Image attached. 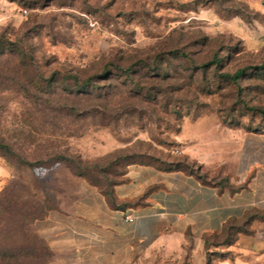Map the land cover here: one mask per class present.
Returning a JSON list of instances; mask_svg holds the SVG:
<instances>
[{"label":"rangeland","instance_id":"obj_1","mask_svg":"<svg viewBox=\"0 0 264 264\" xmlns=\"http://www.w3.org/2000/svg\"><path fill=\"white\" fill-rule=\"evenodd\" d=\"M262 109L264 0H0V156L18 169L106 190L128 162L152 161L215 181L187 133L264 131ZM29 190L0 192L2 248L24 246L13 230L55 205ZM240 232L229 223L172 261L219 264Z\"/></svg>","mask_w":264,"mask_h":264},{"label":"crops","instance_id":"obj_2","mask_svg":"<svg viewBox=\"0 0 264 264\" xmlns=\"http://www.w3.org/2000/svg\"><path fill=\"white\" fill-rule=\"evenodd\" d=\"M187 134L186 153L217 180L131 163L111 199L65 168L51 174L43 169L38 176L0 156V192L25 182L32 195L55 202L29 226L49 247V264H167L179 255L186 260L193 256V241L202 246L204 234L249 217L248 232L221 249L232 256L219 264H264V131L233 130L227 141L221 131Z\"/></svg>","mask_w":264,"mask_h":264},{"label":"trees","instance_id":"obj_3","mask_svg":"<svg viewBox=\"0 0 264 264\" xmlns=\"http://www.w3.org/2000/svg\"><path fill=\"white\" fill-rule=\"evenodd\" d=\"M243 73H244V70L243 69H239L232 76V78H234V79L239 78ZM79 85H83V86H81V88H82L81 93L87 94L88 92H86L85 90L89 86L88 85V80L87 79L84 80ZM262 112L264 113V109H262ZM131 163H148V164L156 165L155 162H152V161H148V162H134L133 161V162H128L126 164V167L129 164H131ZM156 166H158V165H156ZM158 167H160L162 169H167V170H175V169L176 170H182V168H180V167H174V168H171V169L170 168H163L162 166H158ZM124 172H123V174H124ZM189 173H191V172H189ZM191 174H194V173H191ZM199 178L202 179L203 181H207V180H204L202 177H199ZM121 180H122V178H121ZM120 181H117V182L115 181V182H113L112 185L109 184L108 188L106 190L101 188L98 184H94V183H91V184L97 186L99 189H101V191L105 195H107L108 198L112 199L114 185L118 184ZM45 214H43L40 217H36V218L32 219L30 221V223H29V226L36 219L44 217ZM250 219H251L250 217L247 219L246 224L248 223V221ZM29 226L27 228V226L25 225L24 227L22 226V228L19 227V228H16L15 230H13L19 236V238L21 240V243L25 244L24 246H20V247L18 246L17 248L14 249L11 246H7L5 248H2L1 245H0V264H21L20 263L21 262V259H20L21 257L31 258L32 260H34L36 262L39 261L41 255H45L46 258H50L51 257V251H50L49 247L39 237V235H37L36 233L32 232L29 229ZM43 252H46V253L44 254ZM224 257H226V256H224ZM46 263L49 264L48 261Z\"/></svg>","mask_w":264,"mask_h":264},{"label":"built area","instance_id":"obj_4","mask_svg":"<svg viewBox=\"0 0 264 264\" xmlns=\"http://www.w3.org/2000/svg\"><path fill=\"white\" fill-rule=\"evenodd\" d=\"M127 220L134 221V216L132 214L127 215Z\"/></svg>","mask_w":264,"mask_h":264}]
</instances>
